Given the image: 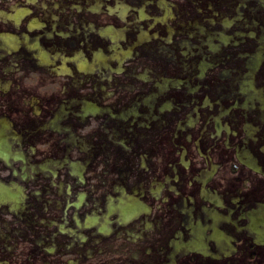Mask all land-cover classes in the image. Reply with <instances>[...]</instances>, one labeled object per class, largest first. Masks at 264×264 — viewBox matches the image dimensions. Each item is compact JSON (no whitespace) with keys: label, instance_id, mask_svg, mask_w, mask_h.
Returning a JSON list of instances; mask_svg holds the SVG:
<instances>
[{"label":"flooded vegetation","instance_id":"obj_1","mask_svg":"<svg viewBox=\"0 0 264 264\" xmlns=\"http://www.w3.org/2000/svg\"><path fill=\"white\" fill-rule=\"evenodd\" d=\"M0 264H264V0H0Z\"/></svg>","mask_w":264,"mask_h":264}]
</instances>
